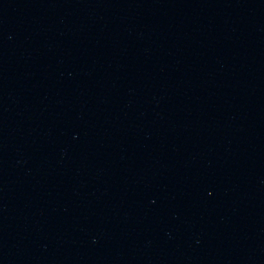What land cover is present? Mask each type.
<instances>
[{
	"label": "water",
	"instance_id": "95a60500",
	"mask_svg": "<svg viewBox=\"0 0 264 264\" xmlns=\"http://www.w3.org/2000/svg\"><path fill=\"white\" fill-rule=\"evenodd\" d=\"M0 264H264V0H0Z\"/></svg>",
	"mask_w": 264,
	"mask_h": 264
}]
</instances>
